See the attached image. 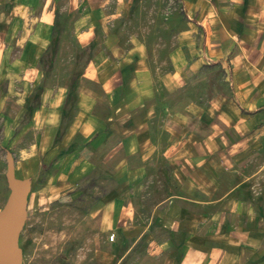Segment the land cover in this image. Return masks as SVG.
I'll use <instances>...</instances> for the list:
<instances>
[{"label": "crops", "instance_id": "obj_1", "mask_svg": "<svg viewBox=\"0 0 264 264\" xmlns=\"http://www.w3.org/2000/svg\"><path fill=\"white\" fill-rule=\"evenodd\" d=\"M189 3L207 39V49L195 52L192 71L224 69L231 89L224 95L186 102L179 66L186 49L168 47L163 15L159 30L142 28L150 0H0V70L24 73L26 86H32L33 121L48 113L46 102L55 106L50 145L66 160L84 158L72 169L93 171L99 162L112 168L103 155L97 164L95 153L125 151L159 171L150 179L143 165L138 172H145L129 180L134 188L151 184L160 199L152 217L168 236L155 242L160 253L150 264H264V0ZM10 40L21 49L14 62L6 60ZM62 71L61 84L45 83L44 76ZM90 81L101 93L88 90ZM205 81H198L200 93L216 85ZM138 111L143 114L136 118ZM189 115L193 138L185 145L183 128L168 124L178 126ZM126 118L128 128L115 127ZM156 153L164 162L160 167L153 162ZM184 155V161L177 159ZM112 173V182L121 183L118 172ZM118 193L113 189L112 195Z\"/></svg>", "mask_w": 264, "mask_h": 264}, {"label": "rangeland", "instance_id": "obj_2", "mask_svg": "<svg viewBox=\"0 0 264 264\" xmlns=\"http://www.w3.org/2000/svg\"><path fill=\"white\" fill-rule=\"evenodd\" d=\"M189 2L191 0H150L148 20L144 21L147 25L142 23V28L159 30V19L163 15L168 21V26H163L164 31L169 33L168 47L184 44L186 54L181 57L184 61L179 62V66L184 71L185 99L190 103L192 97L201 96L207 100L209 96H219L231 89L225 86L228 73L224 69L211 74L206 67H200L195 73L192 71L191 67L198 61L195 52L207 49V39L206 28ZM9 42L14 45L6 60L14 62L21 49L16 46V41ZM69 58L67 56L66 59L72 64L74 61L70 62ZM168 58L171 61V56ZM204 58L207 63H212L206 55ZM0 63L4 62L0 60ZM174 63L178 64L177 60ZM23 74L0 70V213L12 193L7 181L10 162L13 163L16 180L31 183L18 233L20 264H135L134 258L143 261V264L152 263L154 256L160 253L155 242L168 236V233L157 229L159 219L153 220L152 217V210L160 199L155 198L151 184L143 181L138 183L137 188L135 186V197L138 199L134 201L135 206L132 205L130 195L135 188L129 180L130 174L134 177L145 172H138L143 165L150 179L152 176L158 177L159 171L153 172L150 165L143 164L138 154L125 151H111L107 156L104 151L95 153L97 164L103 155L101 158L110 163L109 166L113 165L112 168H104L99 162L100 165L93 171L87 167L72 169L74 163L78 165L84 158L75 162L66 160L63 152L56 151V145L51 147L49 127L56 122L52 113L55 106L46 102V110L49 109L51 113H38L33 121L30 110L33 104H28L31 102L28 99L32 86H26ZM64 75V71L46 75L44 81L49 85L61 84L65 80ZM29 77L32 74L28 73ZM210 78L216 85L210 89L206 83L200 93L198 81ZM87 84L89 91L101 93L95 83L90 81ZM122 113L123 116L128 114L126 111ZM142 114L138 111L136 118ZM129 121L126 118L121 123L116 122L115 127L128 128ZM193 125L191 115L179 122L178 126L173 120L168 124L169 127L183 128L185 145L191 144ZM175 154L174 150L170 157L175 159ZM185 155L177 159L182 162ZM160 157L156 153V161L153 160L158 167L164 163ZM113 170L122 178L121 183L112 182ZM69 180H73V183ZM113 189L119 193L112 195ZM112 234L116 235L114 241L110 240Z\"/></svg>", "mask_w": 264, "mask_h": 264}, {"label": "water", "instance_id": "obj_3", "mask_svg": "<svg viewBox=\"0 0 264 264\" xmlns=\"http://www.w3.org/2000/svg\"><path fill=\"white\" fill-rule=\"evenodd\" d=\"M7 181L12 193L0 213V264H20L18 233L24 219L31 183L16 180L12 162L9 164Z\"/></svg>", "mask_w": 264, "mask_h": 264}, {"label": "trees", "instance_id": "obj_4", "mask_svg": "<svg viewBox=\"0 0 264 264\" xmlns=\"http://www.w3.org/2000/svg\"><path fill=\"white\" fill-rule=\"evenodd\" d=\"M84 58H85V57H84ZM82 74H83V73L80 72V71L74 73V76H73V79H72V80L74 81L75 84H77V83L79 82V79H80V77L82 76Z\"/></svg>", "mask_w": 264, "mask_h": 264}, {"label": "built area", "instance_id": "obj_5", "mask_svg": "<svg viewBox=\"0 0 264 264\" xmlns=\"http://www.w3.org/2000/svg\"><path fill=\"white\" fill-rule=\"evenodd\" d=\"M115 237H116V235L115 234H112L111 237H110V240L111 241H114L115 240Z\"/></svg>", "mask_w": 264, "mask_h": 264}]
</instances>
